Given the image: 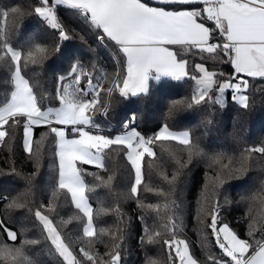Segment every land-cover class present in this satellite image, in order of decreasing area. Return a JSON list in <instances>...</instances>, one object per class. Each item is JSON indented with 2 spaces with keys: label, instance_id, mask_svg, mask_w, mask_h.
<instances>
[{
  "label": "snow or ice",
  "instance_id": "obj_1",
  "mask_svg": "<svg viewBox=\"0 0 264 264\" xmlns=\"http://www.w3.org/2000/svg\"><path fill=\"white\" fill-rule=\"evenodd\" d=\"M60 6L75 10L89 29L95 30L93 35L98 46L112 48L110 55L115 70L97 77L94 75L95 61L91 62L92 70H88L77 59L65 75L57 77L52 99L59 106L45 108L46 94L38 93L37 84L26 78V69L30 64H42L49 56L60 53L62 43L72 39L70 33L74 29L67 28L61 20L58 15ZM11 11L17 14V23L30 14L42 18L47 26L58 32L59 42L55 47L35 44L25 51L23 45L13 46L7 34L0 40V64L10 73L4 83L11 86L0 99V143H4L5 137L9 136V125L22 126L24 150L30 156L35 155L39 161L42 152L39 147L33 152V130L36 126L47 127L48 131L42 139L52 137L59 160L53 196L63 192L70 197L78 215L68 220L61 218L57 222V205L52 201L33 207L27 199L21 203L20 195L10 199L0 195V200H8L6 210L11 213L16 209H27L32 213L50 250L59 257L60 264H121L123 229L111 234L112 239L120 243H114L111 250L104 254L107 259L93 252L91 241L103 235L105 230L99 233L96 230L94 210L88 195L92 189L85 182L87 173L81 166L94 164L104 168L105 160L113 149H119L133 172L128 198L136 199L145 211L159 215V205H144L138 198V191L144 183V163L146 158L156 156L154 149L157 142L175 141L187 149L188 161L180 163L171 180L167 181L168 191L160 189L157 192L165 200L164 223L160 226L164 231L145 224L141 242L144 243L146 238L148 244H154L167 236L163 243L168 248L171 264H264V230L257 238L250 226V238H241L221 218L218 200L208 213L201 205L200 212L204 218L200 223L210 229V236L214 238L220 255L208 248V234H203L201 247L208 249L203 259H198L192 252L186 237L181 238V225L177 224L181 212V203L176 199L178 184L183 169L192 163L193 157L202 155L190 131L176 132L165 123L152 136L142 135L134 127L137 121L134 112L123 122L125 131L116 135L104 134L95 123L97 113L107 117L113 102L119 103L117 94L123 99L146 94L150 89V80L159 81L162 76L177 81L189 79L195 85L190 98L170 102L169 117L185 107L205 104L223 106L224 94L228 90H231L232 101L248 109L251 106L250 96L246 93L250 85L246 77L264 78V0H29L23 9L15 7ZM0 14L4 17L9 15L8 11H0ZM208 22L214 26H208ZM80 39L87 44L83 36ZM37 53L41 54L39 59ZM188 55L194 59H188ZM195 58L200 62H195ZM209 60L213 62L212 68L208 65ZM219 63L230 64L233 74L226 76L215 70V64ZM103 80H108L107 87H104ZM102 93L106 94V99L102 100ZM253 153L264 157V146L245 148L238 159L229 158L228 164L223 163V154L211 157L220 170L212 177L210 189L206 185L205 202L210 195L221 194L226 180L239 178L249 171ZM234 163H238L239 167H233ZM225 169L228 171L225 172ZM26 179L31 182V177ZM97 179H100L99 176ZM261 188H264V181ZM146 190L152 191L151 188ZM250 199L241 197V200ZM112 210L120 212L119 205ZM73 219L78 221L77 227L82 232L78 237L81 241L78 251L65 231ZM209 219L210 222L206 223ZM0 229L6 233L8 240L14 242L18 239L17 232L3 219H0ZM85 240L89 242L88 247L83 246ZM39 242L26 239L21 247H15L0 241V257L12 264H24V245ZM148 264L158 262L149 260Z\"/></svg>",
  "mask_w": 264,
  "mask_h": 264
},
{
  "label": "trees",
  "instance_id": "obj_2",
  "mask_svg": "<svg viewBox=\"0 0 264 264\" xmlns=\"http://www.w3.org/2000/svg\"><path fill=\"white\" fill-rule=\"evenodd\" d=\"M29 0H0V11H8L4 17L0 14V40L5 34L13 46H24L27 51L35 44L55 47L58 43V32L51 29L42 18L30 14L22 21H18L17 14L12 8L22 9ZM31 12V9H28ZM61 20L71 32L72 39L64 41L60 53L49 56L42 64H30L26 69V78L37 84L38 93L46 94L43 106H59L52 98L55 96L57 77L65 75L74 61L79 59L88 70H92V61L96 62L95 76H102L105 72H114V61L111 57V47H100L95 41L93 32L83 19L66 6H60L58 12ZM210 27L213 26L208 22ZM87 41L85 44L80 37ZM175 50V49H174ZM41 54L37 53L39 59ZM205 56L207 54L205 53ZM188 59H194L191 55ZM224 59H227L226 57ZM195 62H200L195 58ZM210 68L213 62L208 61ZM215 70L223 72L226 76L233 74V68L228 63L215 64ZM10 73L0 64V99L10 85L4 83ZM110 79V77H109ZM249 89L246 94L250 96V107L241 108L231 100V90L224 94L223 106L196 105L192 108H183L174 111L168 116L169 104L172 100L191 97L195 87L194 82L186 79L177 81L171 77H162L159 81L150 80V89L146 94H140L127 99H116L113 102L107 117L97 113L95 123L106 135H115L118 131H125L122 125L131 113H136L137 121L134 125L142 135L152 136L167 123L173 131H190L194 142L198 143L202 155L193 157L192 163L183 169L181 180L178 184L176 199L181 203L180 219L177 224L181 225L182 237H186L191 244L192 252L198 259H203L208 249L202 248L203 234H208V248L217 255L219 249L215 247L214 238L210 236V229L200 223L203 215L200 212L201 205L204 212L208 213L213 204L218 200L221 205V218L240 235L241 238L249 239L248 233L254 231L259 238L261 230H264V157L260 153H253L249 161V171L240 176L226 180L218 196H209L205 202L206 185L211 187L212 177L220 170L219 165L214 164L211 157L223 154V163L228 164L229 158L238 159L245 148L264 146V78L246 77ZM96 81L94 80L93 83ZM104 87L108 86V80L102 81ZM83 86V84H82ZM102 100L106 94L102 93ZM9 136L5 142L0 143V195L9 199L17 195L21 196V203L25 199L32 202V206H39L41 202L48 204L52 201L57 205V222L61 218L68 220L78 215V210L63 192H57L53 196V188L58 179L59 160L56 156V145L52 137L46 140L42 135L48 129L45 126H36L33 130V152L40 148L42 156L37 161L36 156H30L23 147V129L21 127L8 126ZM95 132V129H92ZM156 156L146 158L144 163V183L138 191V198L144 205H159V215L155 212L145 211L136 199H129L128 192L133 180V172L129 162L120 154L119 149H113L105 160V167L98 168L93 165H82L87 173L85 182L91 191L88 192L90 203L94 210V223L99 233L105 230L103 235L91 241L94 253L104 256L111 250L114 243L112 235L117 229H123L124 240L120 251L121 264H148L149 260L157 261L158 264H171L168 248L163 239L154 244L141 242L144 235L145 224L149 228L164 231L160 227L164 223V197L157 195L160 189L168 191V180L179 168L180 163L188 161V151L175 141L157 142L155 146ZM179 162V163H178ZM238 168L239 164L234 163ZM225 172L228 169L224 170ZM96 174V175H93ZM99 176L100 179H97ZM28 177H31L29 183ZM109 177H112L110 180ZM167 177V180L165 179ZM151 188L152 191L146 189ZM30 189V191H29ZM251 197L250 200H241V197ZM58 197V198H57ZM225 198L227 203H225ZM8 200H0V219L17 232L18 239L10 241L6 233L0 229V241L15 247H21L24 241L38 240V244L24 245V264H60L59 257L51 250L50 245L44 239L41 228L32 213L27 209H16L9 213L6 210ZM119 205L120 212L115 209ZM109 209L110 211H103ZM143 217V219L141 218ZM210 219L206 221L209 223ZM78 221L73 219L65 230L75 242L74 247L79 249L81 241L78 239L82 232L77 227ZM89 242L83 241V246L88 247ZM0 264H12L10 260L0 257ZM178 264V262H177Z\"/></svg>",
  "mask_w": 264,
  "mask_h": 264
},
{
  "label": "rangeland",
  "instance_id": "obj_3",
  "mask_svg": "<svg viewBox=\"0 0 264 264\" xmlns=\"http://www.w3.org/2000/svg\"><path fill=\"white\" fill-rule=\"evenodd\" d=\"M184 131H187V130H184ZM120 132H123V131H118L116 134H118V133H120ZM176 132H180V131H176ZM116 134H115V135H116Z\"/></svg>",
  "mask_w": 264,
  "mask_h": 264
},
{
  "label": "crops",
  "instance_id": "obj_4",
  "mask_svg": "<svg viewBox=\"0 0 264 264\" xmlns=\"http://www.w3.org/2000/svg\"><path fill=\"white\" fill-rule=\"evenodd\" d=\"M211 23H212V22H211ZM208 26H209V25H208ZM213 26H214V25H213ZM162 77H163V76H162ZM162 77H161V78H162ZM161 78H160V79H161ZM91 130H92V129H91Z\"/></svg>",
  "mask_w": 264,
  "mask_h": 264
}]
</instances>
